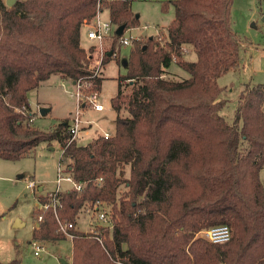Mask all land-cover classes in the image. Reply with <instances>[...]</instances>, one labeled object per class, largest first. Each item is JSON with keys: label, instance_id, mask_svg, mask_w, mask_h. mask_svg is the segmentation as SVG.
<instances>
[{"label": "trees", "instance_id": "16d2710c", "mask_svg": "<svg viewBox=\"0 0 264 264\" xmlns=\"http://www.w3.org/2000/svg\"><path fill=\"white\" fill-rule=\"evenodd\" d=\"M132 1L0 0V158L20 160L59 141L60 160L83 184L55 193L58 217L76 226L72 264H264V84L246 85L232 121L221 114L218 80L240 66L233 0H172L175 16L162 35L133 40L111 99V137L68 143L69 121L51 131L32 125L29 93L52 76L101 90L83 22L107 9L118 28L136 27ZM188 47L195 59H187ZM174 63L187 75L171 72ZM97 202L109 217L95 224L103 243L78 228ZM39 216L35 241L67 239L52 208L36 209ZM222 224L229 241L201 235Z\"/></svg>", "mask_w": 264, "mask_h": 264}, {"label": "rangeland", "instance_id": "374dc122", "mask_svg": "<svg viewBox=\"0 0 264 264\" xmlns=\"http://www.w3.org/2000/svg\"><path fill=\"white\" fill-rule=\"evenodd\" d=\"M170 1L172 0L132 1L131 7L139 16V24L124 33L126 38L132 40L130 45H121L120 40L111 35L101 48L88 38V27L82 28V44L89 51L92 48L89 67L98 70L103 77L101 90L98 91L106 110L99 112L92 109L87 97L96 90L92 82H87L82 119L90 121L92 126L80 132L77 138L80 144H87L101 133L115 131L117 113L112 107L111 99L118 92L119 77L127 73L124 60L131 53L134 39L143 45L148 37L161 36L166 30L175 16V8ZM231 16L233 30L241 43L240 66L229 70L218 80L225 88L221 99L225 100L226 105L221 114L229 121L234 118L237 99L246 85L264 84V0H233ZM101 17L108 21L109 10L105 9ZM187 52V59L196 58L189 47ZM170 70L181 77L187 75L176 63ZM75 93L73 80H63L56 75L32 90L29 93L34 115L32 125L51 131L63 121L71 123L79 108ZM42 108L49 109L46 115L42 114ZM122 114L127 115L128 112L122 110ZM61 153V144L54 140L41 143L31 154L20 160L0 158V262L18 259L20 264H62L63 258L72 263L75 256L74 242L69 237L58 241H39V244L46 246L40 251V255L35 254L36 248L33 245V232L39 222V219L34 218V211L40 209L39 196L56 189ZM261 178L264 183V168ZM29 180L44 186L43 190L33 192L28 187ZM69 186L71 184H64V188ZM18 219L23 222L22 226L15 225ZM88 223L89 218L82 217L78 228L87 231L91 227Z\"/></svg>", "mask_w": 264, "mask_h": 264}, {"label": "built area", "instance_id": "2783aa9c", "mask_svg": "<svg viewBox=\"0 0 264 264\" xmlns=\"http://www.w3.org/2000/svg\"><path fill=\"white\" fill-rule=\"evenodd\" d=\"M102 12L98 11L97 14L91 19H85L83 22V27H88L87 36L91 41L95 42V45H98L99 47L103 48L104 41L111 35H114V32L118 30V27L114 25L110 19L108 21L104 20L101 17ZM128 30V29H127ZM125 30H123V36L120 37V43L121 45H130L132 43V40L129 38H126L124 36ZM102 64V62H101ZM94 74H99V71L94 69ZM90 81L86 80H79L75 82L76 87V96L78 97L79 101V108L74 115V118L72 119V122L69 126V132L71 134V137L69 139L68 143H71L73 140L77 139L80 132L84 129H87L92 126V123L90 121H84L82 119V112L84 110V106L86 105V101L83 100L85 98L84 96V90H86V85ZM88 101L91 103L92 109L96 111H104L106 109V106L100 101V94L99 91H93L90 95H88ZM105 138H109L112 136L111 132H104L103 133ZM102 178L99 179V182H101ZM68 183L71 184V187L76 188L80 190L82 188V183H78L74 180L72 175L68 172L66 165L61 160L59 161L58 165V172H57V179H56V189L49 193V196L51 197L50 202L40 203V208L45 210L48 208H52L55 212V215L57 216L58 224H59V231L69 237L70 239L75 238V234L71 231L76 226L71 222H63L60 220V218L57 215V206H58V200L55 198V193L61 191L64 189V184ZM28 187L34 191H38V185L34 180H29ZM89 223L88 225L91 227L84 231L86 234H90L94 236L98 241L103 243L102 236L99 234L98 230L95 228V224L97 221H99L101 224H107L109 222V217L107 211H105L104 207L101 205L100 202H97L96 205L92 208H88L86 210ZM39 221L42 219V216H39ZM201 235L208 239L211 242L214 243H223L227 242L231 238V229L227 224H222L219 226H215L212 228H209L207 230H204L201 232ZM33 245L36 248L35 254L40 255V251L44 250L46 246L39 244V241H35ZM70 264V263H68ZM72 264V263H71Z\"/></svg>", "mask_w": 264, "mask_h": 264}, {"label": "water", "instance_id": "95a60500", "mask_svg": "<svg viewBox=\"0 0 264 264\" xmlns=\"http://www.w3.org/2000/svg\"><path fill=\"white\" fill-rule=\"evenodd\" d=\"M15 2H16V0H6V4L8 6L14 5ZM123 30H124V27L121 26V27L118 28L117 31H118L119 34H122L123 33ZM109 55H112V52H109ZM48 111H49V109H47V108H42L41 109V112H42L43 115H46ZM16 223H18L17 226L20 225L19 222H16ZM61 262H62V264H68L69 263L66 259H63V258L61 259Z\"/></svg>", "mask_w": 264, "mask_h": 264}, {"label": "crops", "instance_id": "0c3cea01", "mask_svg": "<svg viewBox=\"0 0 264 264\" xmlns=\"http://www.w3.org/2000/svg\"><path fill=\"white\" fill-rule=\"evenodd\" d=\"M105 110H106V109H105ZM105 110H104V111H105ZM101 112H102V111H101ZM43 188H44V186H42V185H41V186L38 185V190H39V191H42ZM50 192H52V191H49V192H47L46 194H49ZM16 222H19V224H20L19 226H22V225H23V222H22L20 219H18ZM17 224H18V223H16L15 225L17 226Z\"/></svg>", "mask_w": 264, "mask_h": 264}]
</instances>
